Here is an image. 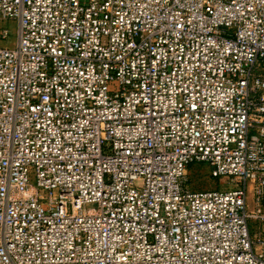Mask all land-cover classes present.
I'll return each instance as SVG.
<instances>
[{
  "label": "built area",
  "instance_id": "built-area-1",
  "mask_svg": "<svg viewBox=\"0 0 264 264\" xmlns=\"http://www.w3.org/2000/svg\"><path fill=\"white\" fill-rule=\"evenodd\" d=\"M0 264H264V0H0Z\"/></svg>",
  "mask_w": 264,
  "mask_h": 264
},
{
  "label": "rangeland",
  "instance_id": "rangeland-1",
  "mask_svg": "<svg viewBox=\"0 0 264 264\" xmlns=\"http://www.w3.org/2000/svg\"><path fill=\"white\" fill-rule=\"evenodd\" d=\"M6 28L12 32L9 46H13L15 42V34L17 25L14 23L4 24L2 29ZM7 44V43H6ZM1 44L2 46L6 45ZM211 169L205 164H195L191 169V185L190 189L195 192H209L215 190H228L230 185L224 179H215L211 177Z\"/></svg>",
  "mask_w": 264,
  "mask_h": 264
}]
</instances>
